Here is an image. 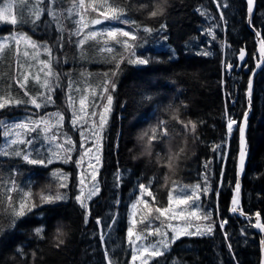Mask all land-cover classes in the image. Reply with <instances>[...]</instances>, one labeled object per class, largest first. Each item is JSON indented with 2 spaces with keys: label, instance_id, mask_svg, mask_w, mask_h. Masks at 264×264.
Returning <instances> with one entry per match:
<instances>
[{
  "label": "trees",
  "instance_id": "16d2710c",
  "mask_svg": "<svg viewBox=\"0 0 264 264\" xmlns=\"http://www.w3.org/2000/svg\"><path fill=\"white\" fill-rule=\"evenodd\" d=\"M255 2L257 4L251 25L253 24L255 31L261 33L264 40V0ZM57 3L60 7H66L69 0H58ZM129 3L131 7L127 16L140 26V38L134 50L138 56L148 58L151 62L147 65H136L125 61L121 63L115 81L113 80L116 85L115 91L110 89L113 103L108 125L102 136L103 163L99 173L101 190L88 205L90 215L87 223L85 209L73 199L76 192L70 190L67 200L35 209V214H29L23 221L18 222L15 229L6 230L0 235V264H97L95 261L100 262L102 253L101 256L99 252L97 254L98 239L92 241L89 234L91 230H97L98 219L102 222L108 211L114 215L116 212L115 232L119 227L124 230L128 220L127 210L138 183L149 182L148 179L152 177V190L159 199H163L172 180L178 184H203L206 162H210L207 168V194L210 202L207 207H210L212 214L213 234L181 237L164 256L153 259L149 264H167L170 259H176L180 264H260L261 234L254 230L252 221L230 212L236 183L234 181L237 179V129L248 108L246 90L249 76L235 71L229 75L225 69L226 65L237 63L235 57L243 48L248 52L247 66L250 70L255 67V34L247 24L245 0H168L163 15L157 17L149 16V11L155 10L156 0H129ZM217 3L221 4L219 9ZM204 10L207 11V16L201 15ZM221 12L223 20L220 18ZM8 25L5 28L0 26L1 36L12 31L11 24ZM161 25L165 27L161 28ZM121 26L124 25H119ZM144 27L151 28L152 32L143 31ZM209 28L213 29L215 39L207 33ZM14 29L23 30L39 43L47 42L59 57V62L53 65L54 70L61 74L60 87L54 96L58 110L65 105V87L69 79L79 88H85L87 82L96 83L111 74L115 68L114 62L105 60L104 57L115 55L118 59L121 52L125 51L123 47L116 45L114 53L101 54L91 42L85 46L87 58H81L75 45L71 46L66 38L62 42L63 47L56 50L58 33L52 29L49 34V29L43 28L42 21L39 28L31 26L30 29ZM155 43L156 46H153ZM185 50L190 53L193 51V57L204 51L211 55L198 54L193 58ZM14 59L15 56L7 55L0 63V72L4 73L9 68L8 76L16 75ZM31 60L30 57L27 65L34 67ZM36 86H28L32 95L40 91ZM13 93L23 96V92L16 87H13ZM121 101L126 102V105ZM95 103L96 97L93 96L89 104ZM42 110H49V106ZM174 112L178 113L180 120L196 122L195 133L177 122L173 118ZM34 113L36 109L30 105L27 108H6L0 110V119L16 122L18 118L24 120ZM154 116L159 117V122H166L168 135L161 138L164 145L160 149L155 147L151 156L145 153L142 155L143 143L138 138L136 140V134L140 128L142 132H147L151 128L149 121ZM227 119L236 121L235 129L228 140ZM134 120V124H130ZM248 125L246 137L249 155L241 180V210L253 215L259 212L261 222L264 223V65L254 79ZM160 131L158 129L157 132ZM219 144L222 146L219 149L222 158L217 163L213 149ZM169 155L173 157L174 164L171 170L167 167L166 159L159 163L156 159L157 156L167 158ZM48 169L49 167L40 168L26 164L19 158L5 160L0 156V176L5 182L14 178L18 186H25L26 176L51 180L49 173H46ZM117 172L123 175L122 183L111 181L112 175ZM220 174L221 184L216 195ZM165 176L169 177L166 185ZM116 183L117 187L111 188ZM42 190L41 186L31 188L32 192ZM12 195L16 198L18 194L14 192ZM203 195L206 204L205 194ZM223 221L227 223L221 229L220 222ZM3 222L7 225L8 218L5 217ZM37 228L43 229L42 239L36 235ZM57 229L65 233L61 237L64 243L59 247H56ZM94 243L96 248L93 247ZM92 250H95L94 254Z\"/></svg>",
  "mask_w": 264,
  "mask_h": 264
},
{
  "label": "snow or ice",
  "instance_id": "6c2138e0",
  "mask_svg": "<svg viewBox=\"0 0 264 264\" xmlns=\"http://www.w3.org/2000/svg\"><path fill=\"white\" fill-rule=\"evenodd\" d=\"M58 0H0V22H6L13 26L32 25L33 28H39L42 21V17L47 15L48 20L43 21L44 27L55 26V31L58 33L57 46L63 47V41L65 39V33L69 42H72V37H76L75 45L80 50L82 58H87L85 45L88 42H92L94 46H97L98 53H114L115 46L120 45L125 51H129V55L125 57L120 55L119 58L115 55L111 57H104L105 60H111L115 64V68L111 75L115 76L119 70L121 63L125 61L129 64L147 65L151 61L148 58L138 56L135 52V48L138 45L129 43V41H137V31L139 25L136 21L130 19L127 16V11L131 5L129 0H69V7L64 11H58L56 8ZM168 0H156L155 10L149 11L150 17H157L163 15ZM255 0H247L248 13L253 12ZM225 7L227 5H224ZM14 7L16 12H13ZM146 7V6H145ZM221 7L220 3H217V8ZM93 14H97L93 18ZM201 15L207 16L206 10L201 11ZM220 18L223 20V12L220 13ZM65 20L71 21L73 28L67 30L65 27ZM105 21H111L115 23H123L125 25L133 26L137 31L124 30L123 28L109 26L105 28L97 29L96 25H101ZM2 26V25H0ZM161 25V28H164ZM143 31L151 33L152 29L144 27ZM209 35L215 39V33L212 28L206 30ZM260 33L257 32V36ZM127 38V39H121ZM24 44L25 50L22 55L24 57H31L35 62L37 58L43 54L47 59H41L38 61L40 67L35 76H32L31 72H21L19 69L25 67V64H21L19 57L21 55L20 45ZM29 49L32 51L30 52ZM13 55L16 57L17 72L15 76H6V74L0 72V110L12 107L24 106L27 108L29 105L36 110L47 107L48 104L54 103L53 94L58 87H60L61 74L54 70V63L59 62V58L53 55V48L47 42L39 43L31 38L28 34L14 30L12 33L4 36H0V63H2L7 55ZM199 55H211L210 52L204 51L198 53ZM259 54L264 58V40L260 41ZM245 52L243 49L239 52V58L244 60ZM27 63V62H25ZM29 68L31 64L27 65ZM260 64H257L259 67ZM227 68H231L232 65H226ZM41 74L43 76L41 77ZM107 75V74H106ZM84 76V73H81ZM30 77L40 88V91L36 95H32L28 90V84ZM11 81V82H9ZM74 81L69 79L67 84L66 99L68 109L72 111L71 123L74 128H78L80 131L81 141L80 147L85 149L76 161L72 160L71 153L75 151V142L72 141L66 133H62L60 129L63 127L64 113L57 111L55 113H45L39 115L34 113L33 116H28L24 120L8 123L7 121L0 119V129H3L2 135L5 138V143L0 144V156L2 157H14L21 159L26 164L31 165H43L47 166L53 163L55 160H60L64 163L73 162L78 168H82L85 157H89L95 160V164L89 163L88 167L92 169L91 173L87 176L84 172H81L78 177L77 194L74 196L75 201L81 208L85 209V223H87L88 215V201L97 196L100 192L99 182L97 180L98 165L101 161L100 145L98 140L102 139V131L107 124V114L111 111V105L113 103V97L111 94L106 96L107 103L103 106V111L97 113L96 111L88 112V108L92 107L87 103L89 97L87 94L81 95L78 99L79 111L76 109L77 99L74 97L73 92H81L79 87L74 86ZM109 85L111 90L115 91V83L113 81L105 80L102 87L103 93L109 92ZM13 87L18 88L23 92L21 97L18 93H13ZM252 81L249 80V96L251 95ZM85 93L88 89L83 90ZM96 95L95 91L92 93ZM99 115V124H96L94 119L89 123V117H96ZM35 117V118H34ZM173 118L177 122L181 123L185 129H189L192 133H195L197 123L191 120L183 121L179 119L178 113H173ZM247 123V113H245L244 123L239 126V155L238 164L240 172L244 170L245 158L247 155V143L245 138V128ZM236 124L235 120L229 119L227 123L228 133L233 132V126ZM99 129V132L96 129ZM160 131V135H157V131ZM30 133H36L37 136L30 137ZM168 135V130L165 121H160L155 127L150 128L147 132L141 134L139 139L146 141L147 146L145 148L146 154H151V142L153 140L161 139L163 136ZM37 137H41L43 143L41 148L34 146ZM90 142L91 146L85 148V142ZM222 147L221 145L215 146L214 151ZM93 148H95L96 154H93ZM183 152V149H180ZM46 153V154H45ZM179 153H177V158ZM157 162L167 161V167L171 170L174 167L173 157L169 155L167 158L157 156ZM208 163H205L206 172L203 176V184L197 183L194 185L178 184L173 181L172 188L167 193V205L155 206L156 196L151 190V181L146 185L144 183L138 184L139 196L137 200L131 205L133 209L131 213V219L129 227L126 231L127 244L132 252L131 261L135 264L137 260L140 264H149L150 260L156 257L165 255V252L170 249L171 245L176 242L182 235H212L214 231V223H208L202 228L197 227L195 232H189L187 228L177 230L173 228L171 224L166 225L171 229L173 235L169 238L167 231L162 232L161 227H165L164 222L161 221V226L153 228V223L156 220H160L161 217L176 218L180 216L184 218V209H191L188 215L195 217L196 219H202L204 221H211V212L204 213L199 203L202 194H207L209 191L207 168ZM52 176L58 181L56 191L54 193L42 190L38 195V200L33 198L31 188H21L16 184L14 178H11L8 182L3 180L0 176V235H3L6 230L15 229L18 222L29 214H35L34 210L42 208L45 204H56L68 199L66 192H61L60 189H67L69 187V174L64 173L62 170H55ZM117 183L120 182V176L117 175ZM165 185L169 180L168 176H165ZM17 193V197L14 198L12 193ZM236 195L233 197V207L231 211L233 213L238 211L239 208V192L240 184L237 181L235 186ZM150 197L149 200L144 197ZM118 202V201H117ZM142 204L145 209L148 210V217L137 221L136 211L137 205ZM183 206V207H182ZM175 209H180L179 212ZM158 214V215H156ZM171 214V215H169ZM243 214V213H242ZM256 222L252 227L260 229L264 232V223H261L260 213L255 214ZM7 217L8 223L5 225L3 219ZM147 224L145 230L147 235L138 233L136 231L138 223ZM101 221L98 219L97 224ZM116 223L115 217L113 218V224ZM227 221H223L220 224V228H224V224ZM112 225H109L111 227ZM36 235L41 239L43 238V229H35ZM65 233L57 229L56 247H59L64 243L61 239ZM157 236L158 240L155 242L143 243L147 240L148 236ZM225 238L227 234L225 233ZM101 242H104V234L101 233ZM264 244V241H262ZM231 249V245H229ZM105 258L107 264H116L111 258L109 252L105 251Z\"/></svg>",
  "mask_w": 264,
  "mask_h": 264
},
{
  "label": "rangeland",
  "instance_id": "374dc122",
  "mask_svg": "<svg viewBox=\"0 0 264 264\" xmlns=\"http://www.w3.org/2000/svg\"><path fill=\"white\" fill-rule=\"evenodd\" d=\"M16 3H19V0H16ZM68 7H69V5H67L66 7H60L59 4L56 5V8H57L58 11H64ZM13 12L14 13L16 12V8L15 7L13 9ZM96 15L97 14H93V18ZM48 19H49V17L47 15H45L44 17H42V23H43L44 20H48ZM64 23H65V27H66L67 30H71L73 28V25H72L71 21L65 20ZM0 25H2L3 28L9 26L8 23H6V22H0ZM119 25H124V26L119 27ZM10 26L12 28V31H10L8 33H5L4 35H8V34L12 33L14 30H17V29H14L16 27H20L21 29L22 28H28V29H30L32 25L29 24V25H23V26H13V25H10ZM109 26H115V27L123 28L124 30L137 31L136 29H133V27H131L129 25H125L123 23H115V22H111V21H105L101 25H96L95 27L97 29H100V28H105V27H109ZM43 28H48L49 29V32H50L49 34H51V31L50 30H52V29L54 30L55 29V26L52 25L50 27H44V25H43ZM18 31L24 32L23 30H18ZM139 33L140 32L138 30L137 31V36H138V39L137 40H139V38H140V34ZM65 38H66V40H68L67 32L65 33ZM121 39H123V38H121ZM75 40H76V37H72V42H69V40H68V42L70 43L71 46H74L75 45ZM136 42H138V41H129V43H132V44H136ZM89 43H91V41L88 42V44ZM88 44H86V45H88ZM153 46H156V43ZM74 47H76V45ZM55 48L57 50L58 49V46L55 47ZM20 49H21V55L19 57V60H20V63L21 64H25V67L22 68V69H19V70L21 72H31L32 73V76H35L36 73H37V71H38V69H39V67H40L38 61L41 60V59H47V57L45 55L41 54L40 56L41 57L43 56L44 58H40V56H39L37 58V60H36V63L33 60H31V63L33 62L35 64V66L34 67L32 66L31 68H29L27 66V63H25V62H27V60L30 57H24L22 55L23 51L25 50L23 43H21ZM76 49L80 52V50L77 47H76ZM29 51H30V49H29ZM129 52H130V50L129 51H123V52H121V54L124 55L125 57H127L129 55ZM53 55L55 57H58L56 55V52H55L54 49H53ZM255 56H256V51H255ZM80 57H81V55H80ZM254 57H253V59H254ZM14 60H15V63H14V72L16 73L17 72L16 57H15ZM4 74H6V76H8V74H9V68L5 70ZM13 76H15V75H13ZM42 76H43V74H41V77ZM85 76H88V74H85ZM105 80H109V81H113L114 80L115 81V76H113L111 74H108L107 76H104V79L102 78V79H100L96 83H94L95 81L92 82V83L87 82L86 85H85L86 86L85 88L84 87H80L81 92H73L74 97L77 99V105H76L77 111H79V105H78V99H79V97L81 95L87 94L88 97H89V100H88L87 103H89L90 100H91V98L94 96L92 94L93 91H95V93H96V95H95V97H96V103H95V105H92V107H89L87 110H88L89 113L92 112V111H96L97 113H100V112L103 111V106L106 105V103H107L106 96L108 94H110V89H111V85H109V92L108 93H103L102 92V87L101 86L103 85V83H104ZM31 84H35V82L30 77L28 86L31 85ZM35 85H37V84H35ZM74 86L77 87L76 85H74ZM36 87L39 88L38 85ZM66 88H67V86L65 87V95H66V91H67ZM57 89H56V91H57ZM84 89H88V92L85 93L83 91ZM55 92L53 94L54 103H51V104H48L47 105V107L49 106V110H46V111L43 112V110L41 108L39 110H36V113H38L41 116L44 115L45 113H55L57 111H60V112H63L64 113V117L65 118H64V121H63V127H62V129H60V131L62 133H66L67 136L70 137L72 139V141L75 142V151H73L71 153V156H72V160L73 161H76L79 158L80 154L85 150V149H82L80 147V141H81L80 131L78 130V128H74L73 125H72V123H71V120H72V111L68 109L67 99L65 101L64 107H62L61 110L56 109V107L58 108V105L56 104L55 99H54ZM52 106H53V109H52ZM44 108H46V107H44ZM111 108H112V106H111ZM110 113H111V111L107 114V124H106L105 128L103 129V131L101 133L102 136H103V134H105V130H106L107 125H108V120H109V117H110ZM88 119H89V123L91 122L92 119H94L96 121V124L97 125L99 124V115H97L96 117H89ZM21 120L22 119H19L18 118V120L16 122L21 121ZM228 120H227V123H228ZM13 122H14V120H9L8 123H13ZM134 122H135V120L134 121H131L130 124L133 125ZM226 126H227V124H226ZM234 127H235V125L233 126V129H234ZM0 130L3 131V129H0ZM96 131L99 132V129L97 128ZM137 132L138 133L136 134V140L138 141L139 137L144 132H142V128L138 129ZM35 136H37L36 133H30L29 134V138L30 137H35ZM0 137H1V140H2V142H0V144H4L5 143V138L2 135H0ZM192 137H194V136H192ZM42 143H43L42 138L41 137H37V140L35 141L34 146L36 148H40L41 151L43 152V149L41 148ZM97 143L100 145V149H101L100 152H99V155L101 156V161H100V163L98 165H96V168L98 169L97 180L99 182V187H100V190H101V182H100V179H99V173H100V170L102 168V163H103V161H102V149H103L102 139L98 140ZM142 143H143V145L140 143L141 144V147H142L141 148V150H142V153L141 154L144 155V153H145L144 147L147 146V143H146V141H142ZM154 143L155 142H153V143L151 142V145L154 144ZM219 145H221V144H219ZM90 146H91L90 142L86 141L85 142V148L90 147ZM219 149L218 150H215V152H216L215 162H217V163H219L220 160H221V158H222V153H221V150H219ZM93 154H96L95 148H93ZM3 158L5 160H7V159H16L14 157H3ZM90 162L93 163V164H95V160L94 159H91V161H90V158L89 157H85L82 168H78L77 165L75 163H73V162L64 163V162H62L60 160H55L53 163L47 165L46 167L43 166V165H33V166H38L40 168H47V167H49V169L46 170V173H49L48 176L51 177V180H49L48 178H42V177L37 178V176H26V177H24L25 178L24 179L25 180L24 181L25 186H19V187L26 189V188H29V187L30 188H36V187L41 186V188L46 191V194H47L48 191L54 193L56 191L58 181L52 176V173L55 170H62L64 173L69 174V180H68L69 187L67 189H60V191L61 192H66L68 194V192L70 190H74L76 192L74 194V196H75L77 194V187H76V185L78 183V177H79L80 173L81 172H84L85 175L87 176V174L88 173H91V171H92V169H90L88 167V165H89ZM117 175H119L120 178H121L119 183H122V180H123L122 177H123V175L121 173H118V172L112 175L111 181L112 182H113V180L117 181V179H116L117 178ZM148 180L151 181V190H152V177H150ZM173 181H175V180H172L171 181L172 183H170L168 185V187H167L168 189L165 190V196H164L163 199H159L158 198V195H156V193L153 192V190H152L153 194L156 196L155 206H166L167 205V193L172 188ZM148 183L149 182L146 181V183H144V184L147 185ZM138 184L135 186V189L133 190L134 197H133V200H132V202L130 204V207L127 210V214L126 215L128 217V220H127V223H126V228H124V230L121 229V227H119L116 230V232H115V224H113V218L115 217V219L117 220V213L114 212L115 213V215H114L112 212L108 211V213H106L104 215V220L99 225L96 223L97 230L96 231L95 230L94 231L93 230L90 231V234L89 235H90L92 241L93 240L95 241V239H98V242H97L98 250L96 251L97 254H98V252H99V254L102 253V256L100 254V256H101L100 257V262L99 261H95L97 264H107V261H106V258H105V251L106 250L109 252L111 258L116 262V264H132V261H131L132 252H131L128 244H127L126 231H127V228L129 227L130 219L132 218L131 217V213H132L133 209L131 208V205L137 200V198L139 196ZM115 186L117 187V183H116V185L115 184H112L111 185V188H115ZM40 192L41 191L32 192L33 193V198L35 200H38V195L37 194H39ZM74 196H73V199H74ZM97 196L93 197L92 200L88 201V205ZM205 197H206V204L203 201L204 200V195L203 194L201 195V199H200L199 203L201 205V208L203 209V212L204 213H207V212H210V207H207V204H208V202H210V199H209V195L208 194H206ZM144 199L149 200L150 203L152 202L150 197L145 196ZM135 211H136V217H135V219L137 221H140L141 219H144L145 217H148V210L145 209L142 204L137 205V208L135 209ZM175 211L179 212L180 209H175ZM189 211H191V209H184V218H181L180 216H176V218H174V219L173 218L161 217L160 220L154 221L153 228L161 226V221H163L165 227H161V231L162 232L167 231L168 236L170 238L173 235V232H172L171 229H169V228L166 227V225H168V224H171L172 227L173 228H176L177 230L187 228L189 232H195L196 229H197V227H201L202 228L204 225H206L208 223H212V221H204L202 219H199L198 220L195 217H190L188 215ZM156 215H158V214H156ZM169 215H171V214H169ZM250 215L252 217H255V214L254 215L253 214H250ZM260 220H261V217H260ZM146 224H147V220H145V223H143V224L138 223L137 224L136 231L138 233H142L143 235H147V232L144 231L145 230V227H146ZM220 224H221V222H220ZM109 225H112V226L109 227ZM101 233L104 234V242L103 243L101 242V239H100ZM184 236L192 237V236H201V235H182V236H180V238L181 237H184ZM158 239H159V237L154 236V235L153 236H148L147 237V240H144L143 243L147 244L149 242H155ZM93 247L96 248V243H94ZM92 251H93L92 253L94 254L95 253V250H92ZM156 258H158V257H156ZM153 259H155V258H153ZM153 259H151L150 262ZM135 264H140V261L137 260L135 262ZM167 264H180V262L178 260H176V259H170V260H168Z\"/></svg>",
  "mask_w": 264,
  "mask_h": 264
},
{
  "label": "water",
  "instance_id": "95a60500",
  "mask_svg": "<svg viewBox=\"0 0 264 264\" xmlns=\"http://www.w3.org/2000/svg\"><path fill=\"white\" fill-rule=\"evenodd\" d=\"M246 4H247V0H245ZM256 3V2H255ZM255 3H254V6H253V12L251 14L248 13V8H247V24L248 26L253 30L255 36H256V41H257V44H258V52H259V48H260V41L262 40V36H261V33L259 36H257V31H255L253 28H252V25H251V20H252V15L255 11ZM244 52H245V57H244V60H241L239 58V54L237 55V65L233 64L231 68H227V71L231 72L233 71L234 69L236 70V72H240V70L243 68V72L248 74L249 73V67L248 66H245V63L248 59V55H247V51L245 48H243ZM240 52V51H239ZM260 55V54H259ZM263 62H264V58H262L260 56V61L255 63V67L250 75V78L249 80L251 79L252 81V87H251V95L249 96V89L247 88V91H246V97H247V105H248V108H247V123H246V128H245V138H246V143H247V137H246V133H247V130H248V113H249V110L251 109V98H252V94H253V87H254V78H255V75L260 71L262 65H263ZM260 64L259 67H257V64ZM248 85H249V82H248ZM244 119H245V115L244 117L242 118L241 120V124L244 123ZM240 124V125H241ZM238 155H239V152H238ZM248 155H249V146L247 144V155H246V158H245V164H244V170H245V165L247 163V158H248ZM237 161H238V158H237ZM244 170L243 172H240L239 170V164L237 162V179H236V183L237 181H239V184H240V192H239V197H238V200H239V208L241 207V190H242V177L244 175ZM236 183H235V186H236ZM236 195V192H235V187H234V190L232 192V198H231V209L233 207V204H232V200H233V197ZM238 208V209H239ZM230 209V212L232 214H236L237 216H241L244 220H251L254 224L256 222V216L255 217H252L251 215H246V214H242V212H240L239 210L235 213H233ZM254 230L261 234V241H260V264H264V244H262V241H264V232H262L260 229L258 228H255L254 227Z\"/></svg>",
  "mask_w": 264,
  "mask_h": 264
},
{
  "label": "bare ground",
  "instance_id": "6f19581e",
  "mask_svg": "<svg viewBox=\"0 0 264 264\" xmlns=\"http://www.w3.org/2000/svg\"><path fill=\"white\" fill-rule=\"evenodd\" d=\"M256 1V0H255ZM255 4H257V3H255ZM253 16V15H252ZM252 22V21H251ZM253 25V24H252ZM254 30H255V28H254ZM259 30V29H258ZM262 31V30H261ZM254 40H255V51H256V56L254 57V63H257V62H259L260 61V55H259V52H258V44H257V41H256V36H255V38H254ZM263 40V39H262ZM193 42V41H192ZM191 42V43H192ZM195 45V44H194ZM194 45H192V46H194ZM183 47V46H182ZM188 47V46H187ZM196 48V47H195ZM195 48L193 49L194 50V52L193 53H195ZM186 49V48H185ZM192 49V48H191ZM191 49H189V50H191ZM196 49H198V47L196 48ZM182 50H184L183 48H182ZM186 52H187V55H191L192 57H193V54H192V52L190 53V51H188V50H185ZM184 51V52H185ZM198 51H199V49H198ZM247 51V50H246ZM189 52V53H188ZM199 53V52H198ZM186 55V57H191V56H187ZM198 54L196 53V56H197ZM247 55H248V52H247ZM196 56H194V57H196ZM186 57H185V59H186ZM193 57V58H194ZM188 59V58H187ZM235 59H236V57H235ZM190 60V59H189ZM247 62V61H246ZM263 64H264V62H263ZM231 65H233V64H231ZM235 65H237V63L235 64ZM245 66H247V64L245 63ZM262 67H263V65H262ZM262 67H261V69H262ZM260 69V70H261ZM226 71H227V67H226V69H225ZM233 71H235L236 72V70L234 69ZM252 71L253 70H250L249 69V73L248 74H246V73H244L243 72V68L240 70V72H243L244 74H246V75H248L249 76V78H250V75H251V73H252ZM228 73H229V75L231 74V72H229V71H227ZM240 72H236V73H240ZM257 75V74H256ZM256 75H255V77H256ZM255 79V78H254ZM248 82H249V80H248ZM247 88H248V84H247ZM253 89H254V87H253ZM247 91V90H246ZM164 93V92H163ZM178 96V95H177ZM176 96V97H177ZM163 97H164V95H163ZM177 98H179V96L177 97ZM176 99V98H175ZM183 98H181V100H182ZM125 100V99H124ZM178 100H180V99H177V101ZM183 101V100H182ZM182 101H181V103H182ZM122 102V101H121ZM126 102H127V100H126ZM125 102V103H126ZM122 103H124V102H122ZM124 103V104H125ZM158 103V102H157ZM156 103V104H157ZM126 105V104H125ZM122 106H124V105H122ZM154 106V105H153ZM156 106V105H155ZM159 106V105H158ZM154 110V109H153ZM246 112H247V110H246ZM245 112V113H246ZM245 113H244V115H245ZM250 113H251V109L249 110V113H248V115L250 116ZM164 114H166V113H164ZM249 116H248V118H249ZM244 117V116H243ZM151 119V118H150ZM228 120V119H227ZM161 121V120H160ZM158 122H159V117L158 116H154L153 118H152V120H150L149 121V123H150V126H151V128L152 127H155L157 124H158ZM168 123V122H167ZM227 124V123H226ZM240 124H241V122L238 124V129H237V132H238V142H239V126H240ZM167 125V124H166ZM235 126H236V124H235ZM248 127H249V125H248ZM234 129H235V127H234ZM234 129H233V131H234ZM248 131V130H247ZM158 133V136H159V132H157ZM231 135H232V133L229 135V133H228V130H227V126H226V138H227V140L231 137ZM246 136H247V133H246ZM153 142H155L154 144H152L151 145V154H150V156L152 155V151H153V149H155V147H159V149L164 145L163 144V142L161 141V139H158V140H154V141H152V143ZM157 145V146H156ZM161 146V147H160ZM225 150H226V148H225ZM154 152V151H153ZM146 154V153H145ZM225 155V154H224ZM145 158V157H144ZM146 158H149V157H146ZM152 158V157H151ZM152 160V159H151ZM132 161V160H131ZM131 161H130V163H131ZM139 161V160H138ZM137 161V162H138ZM238 162V161H237ZM122 163V162H121ZM223 163H224V161H223ZM132 164V163H131ZM119 165H122V164H119ZM123 166H125V165H123ZM123 166H121V167H123ZM133 166H134V164H133ZM132 166V167H133ZM236 166H237V163H236ZM246 166V165H245ZM120 168V167H119ZM131 168V167H130ZM134 168V167H133ZM237 168V167H236ZM122 169V168H121ZM132 169V168H131ZM125 170V169H124ZM119 171H122V170H119ZM129 171H130V169H129ZM114 172V171H113ZM124 172V171H123ZM131 172V171H130ZM236 172H237V169H236ZM121 173V172H120ZM221 175L222 174H220V177H219V183H218V188H217V192H216V195H218V189H219V186H220V184H221ZM234 182H236V181H234ZM244 182V181H243ZM233 183V182H232ZM234 187V186H233ZM243 188V187H242ZM231 191V190H230ZM242 194V193H241ZM227 209V208H226ZM241 209H243V208H239L238 210L240 211V212H242V211H244V210H241ZM229 211V210H228ZM227 211V212H228ZM243 214H246V215H250V214H247V213H244V212H242ZM236 215V214H235ZM52 216V215H51ZM50 216V217H51ZM237 216V215H236ZM237 217H240V218H242L241 216H237ZM234 218V217H233ZM237 219V218H236ZM239 219V218H238ZM52 220V219H51ZM251 221V220H250ZM254 224V223H253ZM261 241V240H260ZM219 254V253H218ZM238 261V260H237ZM257 264H259V263H257Z\"/></svg>",
  "mask_w": 264,
  "mask_h": 264
}]
</instances>
